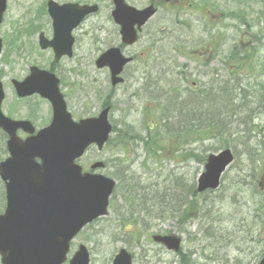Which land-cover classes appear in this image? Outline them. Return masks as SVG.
Wrapping results in <instances>:
<instances>
[{
    "label": "rangeland",
    "instance_id": "1",
    "mask_svg": "<svg viewBox=\"0 0 264 264\" xmlns=\"http://www.w3.org/2000/svg\"><path fill=\"white\" fill-rule=\"evenodd\" d=\"M130 2L137 8L147 5V0ZM205 2L208 5L196 4V8L225 14L214 30V36L219 35V38L215 42L217 48L212 50L213 59L205 60L207 67L199 66L192 54L186 55L197 48V40L204 39L201 31L198 34L200 23L192 24L189 16L183 17L190 15L188 5L175 9L173 4L166 6L163 2L136 45L125 52L147 61L145 70L150 68L151 72L146 78L145 70L136 77L127 73L126 82L110 93L105 72L89 65L112 43H107L109 36L105 30L113 27L109 23L104 26L107 14L103 13L95 25L89 22L84 26L75 61L56 68L58 75L64 78L67 86L64 92L69 98L89 93L95 106L113 99L119 115L124 113L121 123L114 122L120 125L116 128L118 135L126 138L125 152L116 145L114 149L111 143L98 156L106 163L108 177L119 180L116 181V197L108 216L86 228L73 243L75 249L78 245L89 249L91 264H111L122 248L132 254L133 264H180L183 258L182 264H258L264 252V0H200L198 3ZM43 3V0H10L0 27V38L7 40L14 35L17 19L26 22L33 16L26 13H35ZM181 14L182 20L193 26L194 36L186 29L182 32L184 37L175 33V21ZM35 18L32 24L37 25L35 33H47L45 19L40 15ZM98 25L105 30L102 32ZM26 40L27 51L19 53V48L16 51V45L7 41L0 55V82L6 97L2 108L6 115L38 118L44 124L49 113L45 103L32 101V104L19 105L11 94V79L23 78L27 74L26 67L34 63L46 68L50 58L47 52L34 50L33 36ZM182 65L187 67L183 69ZM83 71L88 74L77 77V73ZM192 83L197 84L196 88ZM142 84L147 88H142ZM198 85L208 91L212 86L232 88L227 92L230 97H243L249 103L243 105V112L236 107L240 102L221 105L216 115L210 111L209 124L193 125L185 119L182 107L173 101L183 90L192 95L200 92ZM167 102L168 110L163 112ZM72 113L75 116L74 110ZM147 126L153 133L144 132ZM189 126L196 132L206 130L210 137L207 141H196L187 136ZM200 136L201 132L195 134L197 138ZM139 137L149 139L150 146L155 145L150 152L135 143L134 139ZM223 149L231 150L235 161L224 173L220 189L200 196L191 195L205 158ZM125 159L128 162L122 164ZM112 165L113 170H108ZM118 169L120 172L129 170L122 174ZM1 202L0 187V205ZM164 232L182 238L179 253H167L162 246L151 242L152 234ZM212 259L217 262H209Z\"/></svg>",
    "mask_w": 264,
    "mask_h": 264
},
{
    "label": "water",
    "instance_id": "2",
    "mask_svg": "<svg viewBox=\"0 0 264 264\" xmlns=\"http://www.w3.org/2000/svg\"><path fill=\"white\" fill-rule=\"evenodd\" d=\"M113 1L116 4L114 18L122 25L123 41L131 44L136 39L133 27L142 25L155 12L150 7L138 13L126 7L122 0ZM4 6L5 0H0V15ZM107 55L100 58L98 65L109 64L113 74L119 73L118 67L125 61L118 57L116 50ZM18 90L24 91V85L20 84ZM54 90L55 85L42 92L55 105L52 125L23 143L15 137L13 124L0 113V127L10 135L7 143L10 158L0 165V177L5 182L7 196V209L4 216H0L2 264H62L72 237L83 225L104 216L111 194V181L82 176L80 167L74 163L90 143H96L101 150L108 139L107 111L97 120L76 126L65 114ZM2 99L0 88V103ZM35 158L41 164L34 162ZM232 159L227 150L209 157L205 173L198 181V191L217 188L221 173ZM155 241H162L170 250L179 247V241L174 237L155 238ZM70 264H88L86 250L81 248ZM114 264H130V258L121 252ZM261 264H264V258Z\"/></svg>",
    "mask_w": 264,
    "mask_h": 264
},
{
    "label": "bare ground",
    "instance_id": "3",
    "mask_svg": "<svg viewBox=\"0 0 264 264\" xmlns=\"http://www.w3.org/2000/svg\"><path fill=\"white\" fill-rule=\"evenodd\" d=\"M231 89H228L226 87H217L212 86L208 90H204L202 92H198L195 95L189 94L187 91L182 92V95L179 97V101L177 102L178 106L180 107H186L185 109H182L181 111L186 120H190L193 122H198L200 118H202L205 114V111L203 109H206V104L210 106L211 109H219L226 104H236L235 102H240L239 104H236V107L239 111L243 112V105L248 104L249 100L242 97V99H238L236 96H229L227 92H231ZM234 91V90H233ZM187 92V93H186ZM245 99V100H244ZM168 102L164 105L162 108L163 112H165L166 105ZM193 126H189V133L190 134H196V130Z\"/></svg>",
    "mask_w": 264,
    "mask_h": 264
},
{
    "label": "flooded vegetation",
    "instance_id": "4",
    "mask_svg": "<svg viewBox=\"0 0 264 264\" xmlns=\"http://www.w3.org/2000/svg\"><path fill=\"white\" fill-rule=\"evenodd\" d=\"M54 1H61V0H54ZM150 2H152V3H154V4H157L158 2H159V0H149ZM166 1H169V0H166ZM72 2H74V3H78L77 2V0H65V3H72ZM175 2H176V4H178L179 6H183V2H184V0H175ZM84 4V3H83ZM82 4V5H83ZM87 4H89V3H87ZM192 22H198V21H196V19L195 20H193ZM74 35H75V33H74ZM110 36H112V37H114L115 36V38L116 39H119V36H118V27H116L115 26V35H113L112 33H111V35ZM74 38H75V36H74ZM198 41V43H199V47H198V49L196 50V54L200 57V58H203L204 57V55H206L207 56V52H208V49L206 50V48L205 47H203V46H201V44L203 43V42H201V41H199V40H197ZM77 42V40H76V38H75V43ZM201 46V47H200ZM209 48H211V47H209ZM134 62H132L131 64H133ZM136 72L138 71V69L136 68V70H135Z\"/></svg>",
    "mask_w": 264,
    "mask_h": 264
},
{
    "label": "trees",
    "instance_id": "5",
    "mask_svg": "<svg viewBox=\"0 0 264 264\" xmlns=\"http://www.w3.org/2000/svg\"><path fill=\"white\" fill-rule=\"evenodd\" d=\"M179 97H176L173 102L174 103H176V101L178 102L179 101ZM182 109H184V107H182ZM197 124H199V122H197ZM209 137H210V134L208 136H206V134H205V135L200 136V138H197V137L194 136L193 139L202 141L203 139L209 138Z\"/></svg>",
    "mask_w": 264,
    "mask_h": 264
}]
</instances>
